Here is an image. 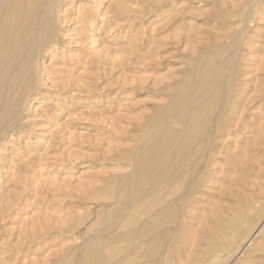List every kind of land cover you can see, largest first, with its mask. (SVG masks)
<instances>
[{"label": "rangeland", "instance_id": "rangeland-1", "mask_svg": "<svg viewBox=\"0 0 264 264\" xmlns=\"http://www.w3.org/2000/svg\"><path fill=\"white\" fill-rule=\"evenodd\" d=\"M0 3V264H264V0Z\"/></svg>", "mask_w": 264, "mask_h": 264}, {"label": "bare ground", "instance_id": "bare-ground-1", "mask_svg": "<svg viewBox=\"0 0 264 264\" xmlns=\"http://www.w3.org/2000/svg\"><path fill=\"white\" fill-rule=\"evenodd\" d=\"M33 2V1H32ZM5 3V2H4ZM14 3H15V6L16 7H19V6H21V5H23V7L25 6L26 7V5L28 6V5H30V4H32L31 3V0H22V1H20V0H14ZM1 4V3H0ZM41 4V3H40ZM6 5V4H5ZM46 5V4H45ZM9 6V5H8ZM14 6V5H13ZM11 7V6H10ZM12 9H14V8H12ZM6 11V10H5ZM8 11H10V10H8ZM25 11V10H24ZM11 12V11H10ZM12 13V12H11ZM1 14V13H0ZM21 15V14H20ZM20 15H14V16H12V20L11 21H13L14 23H12V26H11V29H12V27H16L17 28V26H20V27H18V29L15 31V33H17L18 31H19V29L21 28V26L22 27H28V21H29V17H25V16H27V10H26V13H25V15H23L25 18L21 21V17H23V16H20ZM47 19V18H46ZM36 20V19H35ZM35 20H32V22H35ZM49 20V19H48ZM31 22V21H30ZM44 22V21H43ZM47 23V22H46ZM37 25H38V23H36ZM3 25V24H2ZM2 25H1V27H2ZM37 25H34L33 26V31H35L36 29H35V27L37 26ZM31 26V25H30ZM4 28V27H3ZM4 30V29H3ZM46 30V29H45ZM45 33V32H44ZM48 33V32H47ZM9 34V33H8ZM30 34V33H29ZM14 37H13V39H12V37L10 38V40H9V43L10 44H12L13 43V41H14V45H13V48H12V51L10 52V54H11V57H9L10 58V60L8 61V66H6L5 67V69L3 70V73H2V75L3 74H5V73H12V72H15V71H17L19 68H20V64H18L19 63V61H20V59H21V56H22V53L24 52V49H25V47H27L28 46V44H27V42H28V36H27V34L26 35H22L23 37L21 38V36H20V39L18 40L17 38H16V36L17 35H13ZM19 38V37H18ZM31 43V42H30ZM7 49V48H6ZM3 51V50H2ZM10 51V50H9ZM39 53V52H38ZM37 56V55H36ZM37 59V58H36ZM3 61H4V59H3ZM1 68V67H0ZM9 73V74H10ZM15 74V73H14ZM11 76V75H10ZM3 77V76H2ZM12 77V76H11ZM14 77V76H13ZM3 79H5V77H3ZM7 80V79H6ZM6 80H5V82H4V85H3V87H5L6 86ZM15 80H16V78H15ZM19 80V79H18ZM17 80V81H18ZM11 81V80H10ZM16 81V82H17ZM17 85V84H16ZM2 89V88H1ZM6 90V89H5ZM6 93V92H5ZM3 103H5V102H3ZM230 112V111H229ZM185 113V112H184ZM213 113V112H212ZM191 130V129H190ZM218 134V133H217ZM219 135V134H218ZM217 136V135H216ZM202 140V139H201ZM193 141V140H192ZM180 149V148H179ZM195 153V152H194ZM191 159V158H190ZM188 163V162H187ZM187 166V165H186ZM166 170V169H165ZM190 170V169H189ZM175 172V171H174ZM180 172V171H179ZM185 172V171H184ZM168 173H169V171H168ZM186 173V172H185ZM194 174V173H193ZM191 176V175H190ZM197 176V175H196ZM173 187H174V185H173ZM153 188V187H152ZM167 188V187H166ZM172 188V187H171ZM160 189H162L161 187H160ZM143 190H144V188H143ZM154 190V189H153ZM157 190V189H156ZM156 190H154V191H156ZM148 192H152V191H148ZM159 194V193H158ZM136 197V196H135ZM140 201V200H139ZM133 203H134V201H133ZM135 203H136V201H135ZM165 207V206H164ZM143 210V209H142ZM126 211H127V209H126ZM131 212V211H130ZM132 213V212H131ZM228 215V214H227ZM126 217V216H125ZM219 216H217V218H218ZM121 218V217H120ZM124 218V217H123ZM151 218H153L152 216H150L149 217V219H151ZM146 219V218H145ZM215 219V218H214ZM213 219V220H214ZM219 219H221V218H219ZM227 219V218H226ZM241 219V218H240ZM121 220V219H120ZM124 220V219H123ZM127 220V219H126ZM216 220V219H215ZM117 222H118V220H117ZM121 223H122V221H120ZM141 222V221H140ZM222 223V222H221ZM118 224V223H117ZM211 224V223H210ZM216 224H217V222H216ZM110 225V224H109ZM213 225V224H212ZM139 226H140V224H139ZM219 226V225H218ZM217 227V226H216ZM118 228H119V226H118ZM106 229V228H105ZM109 229V228H108ZM108 229H106V230H108ZM117 229V228H116ZM133 229V228H132ZM115 230V229H114ZM139 230V229H138ZM236 230V229H235ZM123 231H125V230H123ZM122 231V232H123ZM113 232V231H112ZM228 232V231H227ZM106 233H108V232H106ZM128 233V232H127ZM156 233V232H155ZM110 234V233H109ZM157 235V234H156ZM108 236V235H107ZM232 236H233V234H232ZM139 237V236H138ZM107 238V237H106ZM138 239V238H137ZM109 240V239H108ZM221 241V240H220ZM104 242H106V241H104ZM132 242V241H131ZM148 242V241H147ZM127 243V242H126ZM129 243V242H128ZM108 244V243H107ZM146 244V242L144 241V242H137V243H130V244H128L127 246H125V247H119L118 248V252H117V254H120L121 255V257L119 258V260L120 261H123V260H129V259H133L136 255H138L141 251H142V249H143V247H144V245ZM109 246V245H108ZM104 247V246H103ZM109 248V247H108ZM112 248V247H111ZM107 250V249H106ZM144 250H145V248H144ZM146 252V251H145ZM107 254V253H106ZM115 256H117V255H115ZM90 260V259H89ZM210 260H212V259H210ZM216 262H217V259H216ZM109 263V259L108 258H105V259H102V260H100V259H94V263L93 264H108ZM139 263V262H138ZM209 264H214V260L213 261H209L208 262ZM219 264V263H218Z\"/></svg>", "mask_w": 264, "mask_h": 264}]
</instances>
